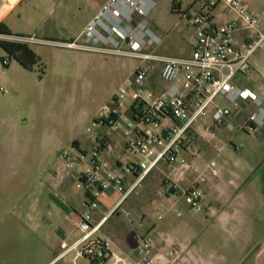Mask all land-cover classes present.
Instances as JSON below:
<instances>
[{"label": "rangeland", "instance_id": "obj_1", "mask_svg": "<svg viewBox=\"0 0 264 264\" xmlns=\"http://www.w3.org/2000/svg\"><path fill=\"white\" fill-rule=\"evenodd\" d=\"M98 1H72L64 14L67 21L52 33L60 42L34 46L41 62L33 71L23 68L0 46V244L58 243L59 229H69L67 210H81L83 195L63 168L61 154L75 143L90 147L94 135L88 129L99 110L113 104L114 96L138 65L136 60L60 45L76 40L75 34L89 20ZM152 1L155 6L149 20L162 40L158 52L190 56L197 29L184 14L196 16L199 0ZM177 2L181 4L180 11L174 8ZM243 2L260 16L259 28L264 32V0ZM214 14L219 24L235 17L221 8ZM248 34L238 32L236 37ZM4 59L9 60V65L3 64ZM253 63L258 67L252 71L257 78L252 90H262L264 97V47L255 53ZM218 102L229 106L221 98ZM224 145L232 155L230 165L249 162L256 166L252 185L242 186L251 198L249 210L236 209L230 222L220 218V214L229 211V204L224 202L214 203L217 213L207 208L200 213L192 211L174 197L172 205H168L163 193L169 171L163 166L110 217L98 235L113 242L117 252L128 255L134 254V236L138 235L152 239L155 246L163 245L159 249L162 254L177 246L183 252L205 251L203 256L212 264H264V255L258 262L255 260L264 249V133L260 137L243 132L219 133L217 138L197 135L192 139L191 150L199 155L193 160V175L189 178H196L207 164L220 162V148ZM234 146L242 147L236 150ZM115 154L119 155V151ZM188 158L193 159L191 154ZM117 200V196L109 194L103 198L97 222ZM160 206L174 207L182 217L169 211L163 220H158ZM127 212L141 216L136 226L127 224ZM250 236L254 242L248 247Z\"/></svg>", "mask_w": 264, "mask_h": 264}, {"label": "built area", "instance_id": "obj_2", "mask_svg": "<svg viewBox=\"0 0 264 264\" xmlns=\"http://www.w3.org/2000/svg\"><path fill=\"white\" fill-rule=\"evenodd\" d=\"M154 6L152 0H108L75 41L60 44L67 49L136 60L138 65L114 96L113 104L99 110L88 129L94 135L90 147L73 144L61 154L63 168L83 195V210L61 244L59 260L73 254L75 261L86 259L90 264H159L161 259L166 264H178L183 251L177 246L159 257L152 239L135 235L134 254L128 255L114 250L113 242L98 234L163 166L170 168L165 175L168 205L174 197L190 210L202 212L204 187L220 176V170L211 162L184 185L199 155L191 150L192 139L197 135L217 138L222 132L243 131L255 137L264 133L263 91L238 82L240 75L250 72L251 58L264 47L260 16L243 0H199L196 16L184 14L197 29L196 45L190 56L177 57L158 52L162 40L149 20ZM218 8L235 17L225 24L217 23L214 12ZM243 31L249 32L247 38L236 41L235 35ZM15 41L30 45L40 42L35 37ZM3 64L9 65V60ZM219 98L229 106H222ZM240 117L243 124L238 122ZM108 194L118 200L97 222L102 200ZM169 211L182 217L174 207L160 206L158 220ZM126 217L130 227L141 219L136 212H127Z\"/></svg>", "mask_w": 264, "mask_h": 264}, {"label": "crops", "instance_id": "obj_3", "mask_svg": "<svg viewBox=\"0 0 264 264\" xmlns=\"http://www.w3.org/2000/svg\"><path fill=\"white\" fill-rule=\"evenodd\" d=\"M72 1L75 0H0V25H7L15 35L4 36L0 34V37L12 41H15V38L18 37H35V39L39 40L41 43L31 44L32 49L34 46H39L43 42L59 43L60 40L53 38L54 34L52 33L56 31L63 21H67V16L64 17V14L70 10ZM107 2L108 0L98 1L97 6L95 7V10L89 20L84 24L80 31L75 34L76 38H78L85 31L89 23L98 15ZM24 23H26V25H24ZM75 36H69L67 39H72ZM247 36L248 35L238 39L235 35V39L238 42H243ZM253 61L254 56L250 60V72L247 75H240L238 77V82L243 87L249 89H255L254 84L257 79L256 76L252 74V71L258 67V64H254ZM238 122L243 124L244 119L240 117ZM234 148L236 149V146H234ZM220 151H223V156L219 155L220 162L216 163L220 170V176L211 179V181L205 185L204 206L208 210L217 213V211L214 210V203L224 202L229 204V211L220 214V218L223 221H230L235 215L236 209L249 210V201L251 198L249 197L248 192H244V190H242V186L248 187V185H252L255 179L254 174L256 166L250 165L249 162H234L233 165H230L232 155L228 152L227 147L224 145V147L220 148ZM225 158L229 159V161H224ZM166 167L170 172V168L168 166ZM192 175V171L189 172L184 183L185 186L192 181V179L189 178V176ZM164 189L163 198L169 204L170 200L167 196L168 193L166 186ZM82 203L83 199L81 201V210L78 208H75L76 210H67V223L69 229H59L58 236L60 238V242L54 244L47 242L23 245L0 244V264H32V262L34 263L35 261L38 262V264H86V262L83 261L86 259H78L75 261L73 254H69L65 260L58 259L62 252L61 244L69 237L75 221L78 219L83 210ZM247 240L249 241L247 244L248 247H251L254 239L250 236ZM162 246H156V254L159 257L164 255L160 253L161 251L159 250ZM115 247L114 250L118 251L119 249H115ZM204 253L205 251L202 250L183 252L178 264H212L210 259L203 256ZM263 255L264 249L257 254L255 260L258 262L260 257ZM159 264L166 263L161 259Z\"/></svg>", "mask_w": 264, "mask_h": 264}, {"label": "trees", "instance_id": "obj_4", "mask_svg": "<svg viewBox=\"0 0 264 264\" xmlns=\"http://www.w3.org/2000/svg\"><path fill=\"white\" fill-rule=\"evenodd\" d=\"M174 8L175 10L180 11L181 4L178 2L174 3ZM0 34L4 36H15L13 31L5 24L0 25ZM0 46L10 57L15 59L23 68L28 71H33L34 68L41 62L39 55L32 49L30 44L1 39Z\"/></svg>", "mask_w": 264, "mask_h": 264}]
</instances>
